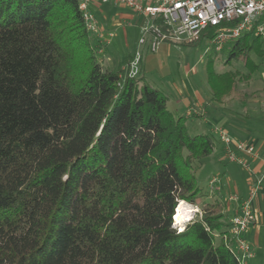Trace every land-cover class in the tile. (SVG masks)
Listing matches in <instances>:
<instances>
[{"label":"trees","instance_id":"16d2710c","mask_svg":"<svg viewBox=\"0 0 264 264\" xmlns=\"http://www.w3.org/2000/svg\"><path fill=\"white\" fill-rule=\"evenodd\" d=\"M79 3L0 0V264H241L219 202L174 228L178 205L202 197L195 164L214 138L192 136L163 90L129 76L133 55L105 68ZM227 46L226 64L248 72L210 62L211 101L247 105L236 93L253 86L263 44Z\"/></svg>","mask_w":264,"mask_h":264},{"label":"rangeland","instance_id":"374dc122","mask_svg":"<svg viewBox=\"0 0 264 264\" xmlns=\"http://www.w3.org/2000/svg\"><path fill=\"white\" fill-rule=\"evenodd\" d=\"M121 6L122 5H102L108 17L107 20H105L106 18L101 12H97L96 15L97 20L103 22L105 25V28L101 30L100 33L104 38L109 40L105 45L104 54L98 56V60L105 68L114 69L125 57L133 55L141 37L139 29L135 30L132 26L127 24L130 22L131 18L122 16L121 13L123 11L124 14L129 13L135 16L134 12ZM114 19L121 21L123 24L114 27L112 25ZM107 28L109 30H107ZM215 31V29L209 28L207 32L208 34H212ZM110 32L115 34L113 40L108 36ZM262 44L264 48V43ZM229 49L230 46H226L221 51H215L205 37H203L199 45H169L168 43H164L157 53L149 52L144 55L141 62V70L143 64L144 70L140 75L143 74L152 86L163 90L169 96L170 102L168 108L172 113L176 116H184L188 111V107L184 104H186L185 102H187L188 99L191 101L195 97V92L199 91L204 99H210L211 101V91L207 81V68L210 62L213 64V70L218 74L226 73L231 70H237L243 74L248 72L242 61L233 59L230 64H226ZM252 59L257 64H260L259 69L252 75L253 86L248 88L247 85L241 83L235 97L239 100L246 97L247 102H249L247 106L240 104V102H235L226 107L222 106L219 110H216L222 113H215L209 110L211 113L210 118H229L230 121L225 123V125H223L222 120H220L216 128L229 129V133L239 139H245L241 135L248 130L246 121L251 118H254V121L250 120V130H261L262 133H264V59H261L256 54H252ZM170 84L171 86H169ZM170 89L172 90L170 91ZM253 89L257 91L253 93ZM178 101L183 104V108L181 105L177 104ZM190 111L193 117L198 114L197 108L193 107ZM231 120H236V123L234 124ZM186 126L192 136L208 131V125L203 123L202 118H187ZM211 163L216 164L217 161H215V159H206L204 161V167V164L202 166L201 164L199 166V163L195 164L198 170L197 177L200 179V186L202 187L203 193L197 205H191L185 202L194 212L190 216V219L184 223V227L189 221L194 219L197 214L201 215L204 204L208 202H219L223 206V211H226V203L232 202L229 198L234 195L233 189L227 190V194H222L221 191L214 189L215 186L212 187L214 184L220 185L221 177L212 184L211 181L216 179L212 177L217 176L212 175V177H210L209 174H214L217 170H212V168H210ZM221 168L224 167L221 166ZM229 170L237 180H244L246 173L241 165L234 162L230 164ZM174 228H176L177 231L181 230V228L176 225ZM255 253L257 256L250 260V264H264V242L262 246L255 249Z\"/></svg>","mask_w":264,"mask_h":264},{"label":"built area","instance_id":"2783aa9c","mask_svg":"<svg viewBox=\"0 0 264 264\" xmlns=\"http://www.w3.org/2000/svg\"><path fill=\"white\" fill-rule=\"evenodd\" d=\"M95 4L122 5L152 21L142 28L137 49L128 66L130 77L140 75L141 62L146 53H157L161 45L169 41L174 44L193 42L204 35L215 51L223 50L245 34H251L252 38H259L264 43V0H80L79 9L86 29L100 41L99 55L104 54L109 40L100 33L99 21L92 10ZM158 18L163 20L167 30L154 23ZM209 28L216 31L208 34ZM109 37H113V34ZM216 132L229 162L238 163L249 170L247 157H260L253 144L235 138L224 128H216ZM261 181L250 189L239 212L231 219L233 242L230 249L241 264L252 256L251 246L244 238V233L256 223L252 202Z\"/></svg>","mask_w":264,"mask_h":264},{"label":"crops","instance_id":"0c3cea01","mask_svg":"<svg viewBox=\"0 0 264 264\" xmlns=\"http://www.w3.org/2000/svg\"><path fill=\"white\" fill-rule=\"evenodd\" d=\"M102 5H107V4H95L92 8L95 16L97 15V12L103 13L102 15L105 16V20L108 19L106 16V12L104 11ZM109 5H114L115 4H109ZM119 6V5H118ZM122 7V6H121ZM125 7V6H124ZM127 8V7H125ZM129 9V8H128ZM131 10V9H130ZM133 11V10H131ZM134 12V11H133ZM122 16H126L127 18H131L130 22L127 23L129 26H132L133 29L137 30L139 29L140 32L142 31V28L144 26H148L151 24V20L145 17L144 15L137 14L134 12L133 14L126 13L122 11ZM97 18V16H96ZM121 21H117V19H114L112 22V25L115 27L120 26ZM100 25V31L103 30L105 25L103 22L99 21ZM107 30H109L107 28ZM110 34H113L112 40L115 37V34L113 32H110ZM169 45L172 44L170 42H166ZM147 54V53H146ZM144 70V64L142 66L141 72ZM143 75V74H142ZM171 86V84L169 85ZM172 89H170L171 91ZM175 90V89H174ZM189 100V99H188ZM185 102V106L188 107L187 113L184 115L186 118H202L203 123L208 125V131L206 132L207 134H210L214 140H215V145H216V150L211 155L208 159H215L217 161L216 164L211 163L212 170H217L216 173L212 174L210 173L209 176L212 177V175H216L217 177L213 176V179L211 182L218 180L221 177V182L220 185L214 184L212 187L215 186L214 189H217L218 191H221L222 194H227V190L233 189L234 195L231 196L229 199L232 202L226 203V213L228 214L229 218L232 219L234 215H236L239 212L240 205L242 202L249 196L250 189L254 187L259 180H262L258 192L252 202V210L255 213L256 216V223L253 224L245 233H244V238L246 241L250 244L251 246V251H252V256L246 259L244 264H250V260L255 258L257 254L255 253V249H258L260 246L263 245L264 242V133H262L261 130L255 131V130H250L249 126L251 125V121H254V118L248 119L247 122V127L248 130L246 133H242V137L245 139H240L243 141H247L255 146L256 151L260 154L259 158H251L247 157L250 163V169L246 170L245 173L246 176L244 180L240 181L237 180L232 173L229 170L230 164L232 162H229L225 150H224V145L222 144L217 132H216V125L217 123L219 124V121L222 120V124L225 125V123L229 122V118H210V111L213 112H218L216 110H219L222 106L214 104L210 99L206 100L202 97V94L198 91L195 92V97L190 101ZM170 102V100H169ZM169 102H168V107H169ZM178 105H181L183 108V104H181L179 101L177 102ZM247 106V105H246ZM197 108L198 109V114L192 116V112L190 111L192 108ZM186 109V108H185ZM222 113V112H218ZM182 115V114H181ZM176 116V115H175ZM197 116V117H195ZM213 118V119H212ZM234 119V118H233ZM256 119V118H255ZM251 120V121H250ZM234 124L236 123V120H231ZM238 123V122H237ZM229 130V129H228ZM233 130V129H232ZM238 133V132H237ZM233 136V135H232ZM235 137V136H234ZM237 138V137H235ZM239 139V138H237ZM205 164L203 165V167ZM223 166L224 168H221ZM203 170V168H202ZM207 176V177H209ZM199 179V178H198ZM200 181V179H199ZM210 182V184H211ZM211 186V185H210ZM231 198H236L239 199V201H234ZM209 203V202H208Z\"/></svg>","mask_w":264,"mask_h":264},{"label":"bare ground","instance_id":"6f19581e","mask_svg":"<svg viewBox=\"0 0 264 264\" xmlns=\"http://www.w3.org/2000/svg\"><path fill=\"white\" fill-rule=\"evenodd\" d=\"M193 212L194 210H192L185 202H181L178 205L173 220L175 225L181 228L180 231L184 229V223L190 219Z\"/></svg>","mask_w":264,"mask_h":264}]
</instances>
